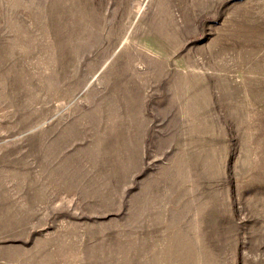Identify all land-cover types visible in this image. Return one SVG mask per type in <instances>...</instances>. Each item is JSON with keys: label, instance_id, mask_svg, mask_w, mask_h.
I'll return each mask as SVG.
<instances>
[{"label": "rangeland", "instance_id": "1", "mask_svg": "<svg viewBox=\"0 0 264 264\" xmlns=\"http://www.w3.org/2000/svg\"><path fill=\"white\" fill-rule=\"evenodd\" d=\"M0 264H264V0H0Z\"/></svg>", "mask_w": 264, "mask_h": 264}]
</instances>
